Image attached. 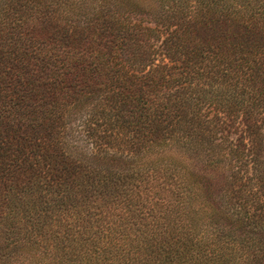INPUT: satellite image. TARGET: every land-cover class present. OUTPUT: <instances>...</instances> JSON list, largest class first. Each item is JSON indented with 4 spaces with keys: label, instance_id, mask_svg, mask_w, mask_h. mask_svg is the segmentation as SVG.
Listing matches in <instances>:
<instances>
[{
    "label": "trees",
    "instance_id": "trees-1",
    "mask_svg": "<svg viewBox=\"0 0 264 264\" xmlns=\"http://www.w3.org/2000/svg\"><path fill=\"white\" fill-rule=\"evenodd\" d=\"M0 264H264V0H0Z\"/></svg>",
    "mask_w": 264,
    "mask_h": 264
}]
</instances>
